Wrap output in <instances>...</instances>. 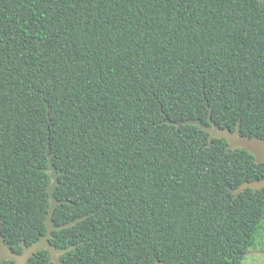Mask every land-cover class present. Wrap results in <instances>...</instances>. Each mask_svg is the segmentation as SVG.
I'll return each mask as SVG.
<instances>
[{"label": "trees", "instance_id": "trees-1", "mask_svg": "<svg viewBox=\"0 0 264 264\" xmlns=\"http://www.w3.org/2000/svg\"><path fill=\"white\" fill-rule=\"evenodd\" d=\"M210 127L264 141L262 0H0L11 255L48 235L59 264H242L264 161Z\"/></svg>", "mask_w": 264, "mask_h": 264}, {"label": "rangeland", "instance_id": "rangeland-1", "mask_svg": "<svg viewBox=\"0 0 264 264\" xmlns=\"http://www.w3.org/2000/svg\"><path fill=\"white\" fill-rule=\"evenodd\" d=\"M264 2V0H262ZM208 132L210 133L211 137H225L228 142L230 147H246L249 151H251L254 154H258L261 152H264V142L262 141H258V140H248V139H244V138H240L237 134V132L235 133H230L228 131H220L217 130L215 127H210L207 128ZM248 142V143H247ZM249 147V148H248ZM49 173L51 176V185L49 187V191L50 193L53 190V187L55 185V174L53 169L50 167L49 168ZM245 186H252L254 188L257 187H261L264 185H261L259 182H255V183H250V184H244L242 185L240 189H242ZM238 191V190H237ZM54 204V200H52V205ZM47 236L43 237L42 239H40L39 242H37L33 247L29 248L26 250V254H29L31 250L35 249V248H46L50 251V254L52 256L53 261L56 264H59L58 261V255L60 254L59 251L53 249L48 243H47ZM0 257L4 258V257H10L14 259V264L15 261H22V259H24L25 257H16L11 255L7 249L2 246L0 244ZM242 264H264V245L263 246H256L254 248H251L244 256L243 260H242Z\"/></svg>", "mask_w": 264, "mask_h": 264}, {"label": "water", "instance_id": "water-1", "mask_svg": "<svg viewBox=\"0 0 264 264\" xmlns=\"http://www.w3.org/2000/svg\"><path fill=\"white\" fill-rule=\"evenodd\" d=\"M216 128V127H215ZM217 129V128H216ZM218 130V129H217ZM220 131H224V130H220ZM225 131H227V130H225ZM229 132V131H228ZM235 133V132H234ZM238 134V133H237ZM221 137V136H220ZM241 138V137H240ZM244 139H246V138H244ZM248 140H252V139H248ZM253 140H258V139H253ZM258 141H262V140H258ZM262 142H264V141H262ZM234 148V147H233ZM254 154V153H253ZM255 155V159H256V161H258V162H260V161H264V152H261V153H258V154H254ZM261 185H264V179L263 180H261V181H258ZM55 184H56V181H55ZM50 198H52V200L54 199L53 198V195L50 193ZM55 203V202H54ZM54 205V204H53ZM49 222H50V220H49ZM42 239V238H41ZM39 242V241H38ZM47 243H48V241H47ZM36 244V243H35ZM34 244V245H35ZM49 244V243H48ZM34 245H32L31 247H33ZM30 247V248H31ZM27 249H29V248H25L24 249V252H23V254L22 255H20V256H16V257H25L24 259H22V261H15V264H23L24 263V261L26 260V258L31 254V252L33 251V250H35V249H40V248H35V249H33V250H31L30 251V253L29 254H26V250ZM13 256H15V255H13Z\"/></svg>", "mask_w": 264, "mask_h": 264}, {"label": "bare ground", "instance_id": "bare-ground-1", "mask_svg": "<svg viewBox=\"0 0 264 264\" xmlns=\"http://www.w3.org/2000/svg\"><path fill=\"white\" fill-rule=\"evenodd\" d=\"M248 143V142H247ZM246 148V147H245ZM249 148V147H248Z\"/></svg>", "mask_w": 264, "mask_h": 264}]
</instances>
